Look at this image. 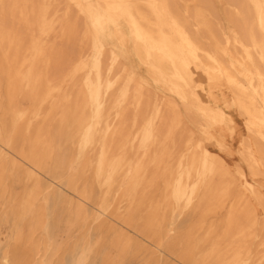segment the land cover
Masks as SVG:
<instances>
[{"label":"bare ground","instance_id":"obj_1","mask_svg":"<svg viewBox=\"0 0 264 264\" xmlns=\"http://www.w3.org/2000/svg\"><path fill=\"white\" fill-rule=\"evenodd\" d=\"M68 1L84 15L92 43L90 55L74 62L71 71V78L85 71V90L76 96L64 91L58 75L52 74L60 57L46 41L56 29V11L49 0H0V75L8 81L6 112L0 120V228L5 225L8 234L3 243L0 229V264H32L42 249L45 257L38 263L53 264L62 247L64 254L54 264H89V259L92 264H264V193L255 183L264 175V0H226L234 6L235 29L231 35L222 32L224 41L210 19L213 0ZM69 11L60 25L70 40L79 23L70 21ZM20 22L32 30L29 39L17 29ZM114 38L121 50L111 46ZM130 38L152 80L202 114L201 135L181 136L183 150L175 161V140L172 146L168 140L184 128L180 122H167L163 104L146 100L147 79L121 66ZM233 49L243 50L237 62L226 59ZM219 80L229 85L252 138L242 141L243 162L235 172L223 150L224 131L235 119L214 105L205 85ZM1 87L0 77V111ZM20 98L30 105L20 106ZM130 100L138 109L135 132L128 129ZM47 104V120L60 109L58 130L66 143L77 147L76 153L71 148L67 157L56 160V168L63 171L75 167L61 180L44 161L51 149L48 132L43 126L31 132L32 119L40 117ZM21 139L27 149L18 147ZM88 170L93 186L103 193L98 199L92 187H79L81 180L88 181ZM40 172L59 180L78 200L76 205L55 191L40 204ZM22 177L32 186L20 196L16 188ZM159 183L164 195L154 203L142 186ZM112 192L127 200L126 216L114 212ZM67 200L70 208L62 226L50 205ZM90 201L101 237L80 235L65 246L58 244L60 230L79 224ZM182 216L188 218L179 222ZM116 224L134 231L136 239L118 231ZM39 228L42 233L36 239ZM103 230L114 236L104 240ZM141 250L145 253L137 258Z\"/></svg>","mask_w":264,"mask_h":264},{"label":"rangeland","instance_id":"obj_2","mask_svg":"<svg viewBox=\"0 0 264 264\" xmlns=\"http://www.w3.org/2000/svg\"><path fill=\"white\" fill-rule=\"evenodd\" d=\"M41 1V0H40ZM214 9H213V16H210V19L215 26V28L220 32L219 36L224 41V35L222 32H227L228 35H231L232 31L235 29V22L233 21V15H234V6L227 2L226 0H213ZM49 5H51L52 12L56 11L55 13V31L50 34L48 37H46V41L48 42V45H52L56 47V54L58 57H60V60L53 65L52 68V74H57L60 81H62V87L64 91L72 92V94L76 96L77 93L80 91H84L83 82L85 79V71H82L79 73L76 77L71 78L72 75V69L74 62H76L81 57H88L92 51V43L89 41V38L86 36L87 26H86V19L84 15H82L78 9L71 3H69L68 0H49ZM194 4H190V7H193ZM69 11L70 15V21H77L79 25L78 28H73V37L69 40L66 37L62 35V28L60 25V22L62 19H65L67 10ZM17 29L20 30L21 34L25 36V38L29 39L30 35L32 33V30L28 27V25L24 24L23 22H20L17 26ZM209 41L208 39H206ZM112 45L114 47H117L118 50H121L120 43L117 39H111ZM133 44L134 41L130 38L129 46L127 49H125L126 58L122 59L121 66L124 64L131 69H134L136 76L138 79H147L149 84L146 85V94L147 97L146 100H149L151 103L159 102L163 104L164 112L167 117V122H180V124L183 126V130L176 129V132L173 134L175 139L168 140V144L172 146V140H175V146H173V151L171 153L172 158L175 159L180 156L182 153L183 147L181 145L182 137L186 136L189 133H193L194 136H200L202 129L199 126V122H201L202 114H200L197 111H191L188 106H186L182 100L178 97V95H172L169 93L164 87V85L155 83L151 76L149 75L146 67L136 58L133 50ZM243 50L238 49L232 50V53L228 54L226 59L227 61L231 62H237L240 55H242ZM1 54V52H0ZM2 61V58L0 56V63ZM110 61V53L108 52L106 62L109 63ZM240 67V65H238ZM40 68L44 69L45 66L43 64L40 65ZM2 80V87H1V95H2V102H3V109L0 111V120L2 116L5 115V107L7 103V88H8V81L4 77V75H0ZM66 78V79H64ZM207 88H209L213 94L214 98V105L216 107L223 108L224 110H227L228 113L234 117V125L229 127V129L225 130L226 135V145H224L223 150L225 153H229L227 156V160L229 162V165L233 168V171L235 172V168L238 165V163H242L243 159L240 155L241 150H243L242 141L243 140H251L250 134L247 130V123L246 118L242 114V112L238 109L236 104L233 103V96L232 92L230 90L229 85L223 81L219 80L215 83H205ZM62 93V92H61ZM60 93V94H61ZM59 95V93L57 94ZM56 95V96H57ZM58 98V97H57ZM172 100V105H169L170 101ZM31 102H29L26 99L20 98V106L27 107L30 105ZM145 108V107H144ZM49 109V104L45 105L43 108V113L40 117L32 119L31 123V132L35 133L38 126H43L44 129L48 132V142H51V149L50 152L44 156V161L46 163V168L48 171L52 173V176H56L59 178V180L63 178L70 177L73 173V168H66L64 171L61 169L56 168L58 164H56V160L58 157H61L62 155H65L67 157V154L69 150L72 148L73 151L77 152V147L73 148L70 143L65 142V137L61 132L58 130V124L59 119L61 117V111L58 109L54 114L50 116L51 120H47V114ZM218 109V108H217ZM136 105L130 100V103L128 104L127 109V115H128V129L132 132L136 131V127L133 126V118L136 115L137 112ZM217 111V110H215ZM197 112V114H196ZM233 119V118H232ZM167 128V127H166ZM212 129V128H211ZM166 132V131H165ZM19 148H28V145L23 142V140H19L18 142ZM185 150V149H184ZM95 151L91 150L89 151V154H94ZM170 156V157H171ZM77 158V156H76ZM172 159V161H173ZM170 161V160H169ZM74 165L76 166L77 163L74 161ZM165 166V165H164ZM163 166V168H164ZM27 169V166L24 164L22 166V172ZM56 173L55 174H53ZM169 172V171H168ZM51 174L47 172H40L38 175V179L40 180V184L43 187V190L38 196L39 203H44V199L46 198V195L48 193H54L52 191L57 192L58 194H62V196H66L68 198H72L73 204L76 205L78 200L73 197V194H71L67 188L59 183V180L53 179ZM86 176L88 181L86 182L84 180H81L79 182V187L83 189L84 187H92L94 191V197L96 199L100 198L103 193L99 187H94L92 182V171L88 170L86 172ZM255 183L257 187L264 193V175L256 177ZM32 186L31 182H28L25 180V178H21L20 182L17 186V192L21 196L23 195L30 187ZM145 187V185H144ZM142 186V190L145 194H147L150 198H152L154 203H157L160 201L161 197L164 195L163 190V184L159 183L157 187L154 188H144ZM49 191H48V190ZM248 198L251 201L257 202V199L251 195L248 192ZM95 200V199H94ZM111 201L114 202V212L118 213L119 216H126L128 212V202L120 192H112V196L110 198ZM97 202L99 200H96ZM74 205L71 204V206L74 207ZM257 205V204H256ZM94 203L90 201L89 203H86L84 205V208L86 209L87 213L84 214L81 219L80 223L73 226L71 230H67L68 227H61L62 229L59 232V237L57 239V243L61 244V246H65L67 242L74 241V239L80 235H91L93 238L98 237V233H96L95 229L97 225L100 223V220L95 219L96 211L93 208ZM120 206V209H118ZM50 213L52 216H55L58 218L59 221H61V225L64 226L66 224V216H67V210L70 208V203L67 200L64 204L61 201H58L56 205L52 204L50 205ZM258 207V205H257ZM1 212V211H0ZM147 211L144 210V213ZM177 215V214H176ZM175 215V216H176ZM188 216L179 217V222L186 221ZM102 220H105L107 223H111L109 219H106L105 217H102ZM177 219L175 221L177 222ZM191 222V221H189ZM187 222V223H189ZM63 223V224H62ZM115 224V223H113ZM117 230L125 232L128 237L132 239H136V234L134 231H127L124 230L123 227L116 224ZM2 231L4 232L1 235L2 242H6V236L8 234L7 227L3 224H1ZM42 233V230L39 228L36 231L35 238L37 239ZM104 240H107L108 238H112L114 235H111L107 233L105 230H103L100 233ZM100 236V235H99ZM101 237V236H100ZM64 247H62L60 250H58L54 256H53V264L57 263L59 258L63 256L64 254ZM100 247H96L95 251L98 252ZM143 251V252H142ZM138 251H135L136 253ZM144 250H141L137 253V258L144 255ZM95 253L92 254L93 257H95ZM44 251L43 249L39 252L38 255L35 257V261L32 264H40V260L44 258ZM93 260L89 259V264H92ZM130 261L123 262L121 264H129ZM136 264V262H134Z\"/></svg>","mask_w":264,"mask_h":264}]
</instances>
